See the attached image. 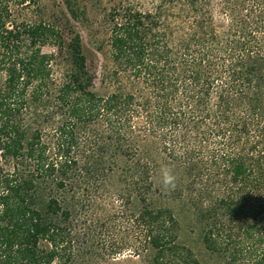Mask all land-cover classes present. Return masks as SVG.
I'll list each match as a JSON object with an SVG mask.
<instances>
[{"label": "trees", "instance_id": "16d2710c", "mask_svg": "<svg viewBox=\"0 0 264 264\" xmlns=\"http://www.w3.org/2000/svg\"><path fill=\"white\" fill-rule=\"evenodd\" d=\"M28 9L39 18L22 21ZM40 12V0H0V264H68L83 199L115 175L139 202L151 264H199L174 210L151 204L158 163L141 153L142 130L185 182L174 194H186L206 250L221 264H264V0L112 9L104 93L81 35L65 42Z\"/></svg>", "mask_w": 264, "mask_h": 264}, {"label": "rangeland", "instance_id": "374dc122", "mask_svg": "<svg viewBox=\"0 0 264 264\" xmlns=\"http://www.w3.org/2000/svg\"><path fill=\"white\" fill-rule=\"evenodd\" d=\"M76 18L72 16L67 0H40L41 18L47 23L57 26L68 42L72 32L81 35L87 66L91 73L96 75L94 89L104 93L106 89L101 84V77L105 71L112 69L110 48L108 44V26L105 23L107 15L112 9L132 5L136 9L149 12L159 5V0H69ZM32 9L23 12L22 21L32 22L39 18ZM36 16V17H35ZM163 26L167 29L166 35L171 45V8L164 14ZM173 30H175L173 28ZM179 34V33H178ZM177 34V35H178ZM101 49V50H100ZM46 52L58 54L55 47H46ZM56 76L67 70V63L59 57ZM144 126V120L140 121ZM144 130L138 131L140 144L145 146L141 153L145 159L152 157L158 163L155 177V193L151 204L155 208L173 209L179 222V240L193 251L199 264H221L218 257L211 255L205 248L201 238V231L195 225V219L186 201V194H174L175 189H186L183 179L178 178L174 189L165 190L161 185L160 170L164 166L165 157L169 156L160 151L159 141L150 139ZM146 139H150L146 144ZM149 146V147H148ZM141 150V149H140ZM143 150H146L143 151ZM140 154V152H139ZM146 155V156H145ZM171 163V160H170ZM125 162L119 164V169ZM116 176V175H115ZM111 179L105 187H98L93 194L85 197L81 203L73 224L71 242L67 243L62 254L68 264H151L154 253L144 244L136 222L139 202H133L132 197H123L125 186L119 176ZM134 199V198H132ZM186 201L187 205L184 201Z\"/></svg>", "mask_w": 264, "mask_h": 264}, {"label": "clouds", "instance_id": "9594fccd", "mask_svg": "<svg viewBox=\"0 0 264 264\" xmlns=\"http://www.w3.org/2000/svg\"><path fill=\"white\" fill-rule=\"evenodd\" d=\"M161 185L165 190L174 189L176 186L177 177L174 170L169 166H164L160 170Z\"/></svg>", "mask_w": 264, "mask_h": 264}]
</instances>
